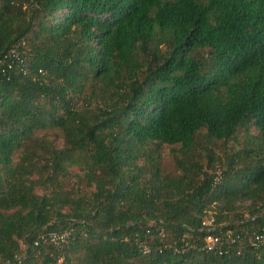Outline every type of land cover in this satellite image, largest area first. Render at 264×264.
<instances>
[{
	"label": "trees",
	"instance_id": "trees-1",
	"mask_svg": "<svg viewBox=\"0 0 264 264\" xmlns=\"http://www.w3.org/2000/svg\"><path fill=\"white\" fill-rule=\"evenodd\" d=\"M262 193L264 0H0V264H264Z\"/></svg>",
	"mask_w": 264,
	"mask_h": 264
},
{
	"label": "rangeland",
	"instance_id": "rangeland-1",
	"mask_svg": "<svg viewBox=\"0 0 264 264\" xmlns=\"http://www.w3.org/2000/svg\"><path fill=\"white\" fill-rule=\"evenodd\" d=\"M38 133L48 134V136H50L53 140L59 143L58 145H61L63 143L61 132L56 129L49 128ZM247 136L248 134L246 132V129L243 127L237 131L236 135L231 140H221L215 142V145H213V152L210 154L205 153L204 160L201 161V157L198 156V159L201 161L202 164L201 171H208L209 173H212L214 172L216 166L217 168H225V166H227L228 163L231 162V156H233L237 150L248 148L247 146H249V144H246L248 139ZM175 151L173 150L172 146L167 144L164 145L162 149L163 167L165 172L167 173H174L178 171V164L174 160ZM190 172L194 173L193 169H190ZM260 199L264 200V193L261 194ZM245 204L247 205L248 202Z\"/></svg>",
	"mask_w": 264,
	"mask_h": 264
},
{
	"label": "built area",
	"instance_id": "built-area-1",
	"mask_svg": "<svg viewBox=\"0 0 264 264\" xmlns=\"http://www.w3.org/2000/svg\"><path fill=\"white\" fill-rule=\"evenodd\" d=\"M222 178V176L220 175V174H218L217 176H216V178H215V181L216 182H221V179ZM214 206L213 207H210V208H208L207 210H206V216H205V218L203 219V226L205 227V228H207L208 229V231H209V233H208V235L206 236V245H207V247H209V248H212L213 247V245L218 241V239H219V237H217L216 235H214L213 233H212V229H211V226L213 225V223H214ZM69 235H70V231L69 230H65V231H63V232H58V233H53V234H51L50 236H51V240H53L54 242H64L68 237H69ZM233 241H235L236 240V238H233L232 239ZM253 241H254V243L255 244H258V243H260V242H264V235L263 236H261V235H256L255 237H254V239H253ZM20 257H18V259L16 260L17 261V263H15V262H7V264H20Z\"/></svg>",
	"mask_w": 264,
	"mask_h": 264
}]
</instances>
